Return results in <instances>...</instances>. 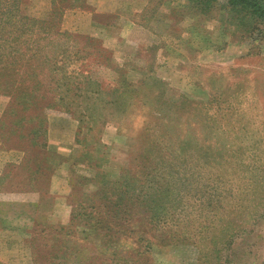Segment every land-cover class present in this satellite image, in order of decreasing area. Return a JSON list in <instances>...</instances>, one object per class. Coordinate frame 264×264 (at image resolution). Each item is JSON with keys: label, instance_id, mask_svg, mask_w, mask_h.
Wrapping results in <instances>:
<instances>
[{"label": "rangeland", "instance_id": "obj_1", "mask_svg": "<svg viewBox=\"0 0 264 264\" xmlns=\"http://www.w3.org/2000/svg\"><path fill=\"white\" fill-rule=\"evenodd\" d=\"M52 1L26 0L20 14L46 20ZM225 4L216 0L218 18L210 21L191 15L186 0H83L81 9L62 12L60 33L82 39L52 31L50 40L57 45L52 47L56 53L63 47L67 53L79 50L87 58L77 64L64 59L66 76L77 72L65 80L72 81L71 92L62 88L46 96L51 103L63 96L74 117L60 109L46 111L45 153L22 154L26 141L6 137L9 98L0 94V264H218L199 257L188 235L194 225L171 233V225L148 226L136 209L127 228L103 219L102 232L94 233L91 221L78 215L82 195L97 191L92 183L97 170L114 182L121 169L135 178L145 172L138 160L133 163L147 144L145 136L172 146L184 159L179 175L189 181L176 182L175 170L171 190L194 177L209 180L216 171L232 181L233 198L212 191L210 197L184 200L186 206L220 200L222 211L195 206L186 218L246 222L229 264H264V194L255 193L252 183L264 171V34L231 35L220 10ZM85 72L87 78L80 76ZM46 75L45 70L39 78L45 88L64 83L57 76L50 83ZM77 87L76 99H70ZM186 143L192 145L185 151ZM80 155L84 161H76ZM44 167L48 171L36 173ZM143 180L149 186V178ZM107 229L110 243L102 239ZM140 234L154 246L135 256L133 242Z\"/></svg>", "mask_w": 264, "mask_h": 264}, {"label": "trees", "instance_id": "obj_2", "mask_svg": "<svg viewBox=\"0 0 264 264\" xmlns=\"http://www.w3.org/2000/svg\"><path fill=\"white\" fill-rule=\"evenodd\" d=\"M25 1L0 0V94L9 98V106L3 113L11 120V126L6 137L9 138L10 133L17 139L26 141V146L19 151L29 155L33 150L45 153L46 111L60 109L74 117V111L72 112L65 105L68 103L63 96H58L53 103L45 102L46 96L57 94L53 91L62 88L65 92L67 91V94H70L72 81L69 80L74 78L72 73L77 74V72L73 69L72 73L66 76L63 67L64 59L71 64H77L86 60L87 54L75 49L67 53L65 47L56 53L53 47L57 45L54 46V41L50 40L49 36L50 32L53 31L54 35L58 37L82 39V37L67 32L60 33L59 25L62 12L67 9H81L80 2L83 0H53L51 12L46 20H36L21 15L20 6ZM186 1L190 4L191 15L199 14L204 21L218 18V15L215 14V10L219 9L216 0ZM220 10L225 16L224 22L222 20L223 24L233 31L231 35L243 38L254 33L257 35L264 34V0H226V4ZM83 39L88 40L89 38L83 37ZM33 63L35 66L32 65ZM47 64L50 66L46 67ZM45 70L48 73L46 76L50 83L56 76L60 77L59 79L64 83L55 82L54 88L49 86L45 88L39 80L41 73ZM49 73H53V75L49 76ZM79 73L81 72L79 71ZM89 74V72H85L84 76L83 74L80 76L87 78ZM66 79L69 80L66 82ZM78 89V87L73 89L74 93L70 99H76L77 92L80 90ZM80 117L77 116V119L79 118V124H82ZM89 118L90 114L85 116V119L88 120ZM86 131L91 132V127L87 126ZM81 133L84 135L82 131ZM152 134H154V130H152ZM153 138L152 136L150 138L144 137L147 144H144L142 152L137 155L138 157L133 159L134 164L136 160L139 161L137 163L141 165L140 170L143 172L145 168V172L140 173V176L136 175L135 178L129 175L126 170L121 169L119 176L116 177L117 181L114 182L108 179L110 176L106 172H98L99 170H97L96 176L92 180L97 191L92 195H82V200L77 204L81 208V214L78 215L87 221L88 219L91 221L89 227L94 233L102 232L100 230L106 225L103 219L108 223L116 224L115 228H119L121 224L127 228L130 222L137 217L133 213L136 209L141 210V214H145L144 221L147 222L148 226L163 228L164 225H168V227L171 225V233H174L176 229L187 230L188 228L183 227V225H194L196 228L193 229V226L189 228L188 235L195 240L193 243L199 250V257L201 256L203 259L211 257L218 264L220 260L222 264H229L232 261L233 247L238 243V240H242L246 226L249 225L244 221L222 224L224 221L221 219L206 222L201 220L198 222L195 218L188 219L186 217L195 206L204 211L211 210L213 212L217 210L220 212L223 209V203L220 200L213 203L198 202L197 200L186 206L184 200L188 196L195 199L210 197L212 191L213 194L222 197L230 194L232 196L233 189L230 183L232 181L229 180L230 178L229 181H226V178L221 175L222 171H216L217 174H211L209 180L206 178L195 182L196 178L194 177L191 178L190 184L187 183L183 187L178 185L177 190L174 188L171 190L170 181L171 177L175 175V170L185 172L183 171L185 170L184 159L180 155L174 154L176 150L172 146L167 148L166 144ZM191 145V143H186L183 149L186 151ZM105 154L107 155V152ZM77 160L84 161V155L78 156ZM40 169L48 171L46 167L37 168L36 173L41 171ZM180 173L175 175L176 182L189 181L179 175ZM206 175L208 176V174ZM144 177L149 178V186H144ZM252 183L255 193L258 191L259 194H264V171H261L258 176H253ZM86 210H89L88 214ZM170 212L171 218L169 217ZM176 213H178V217ZM95 217H98L96 222L94 221ZM231 218L232 216L225 221H229ZM254 218L257 219L256 216ZM242 223L244 224L239 226ZM209 226L210 231L207 230ZM130 229L132 228L128 227V230ZM109 230L107 229L105 234L101 235L105 242L110 243L113 240V235L110 234ZM116 238L114 239L116 240ZM174 239L177 240L175 237ZM164 242L165 240L162 243ZM133 244L138 249L135 256H140L154 246L146 234H140L139 237H136ZM210 246L212 248H209ZM216 246L220 248L218 251L222 252L224 256L218 255ZM117 254V252H113L112 255L117 256Z\"/></svg>", "mask_w": 264, "mask_h": 264}]
</instances>
